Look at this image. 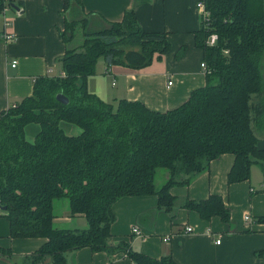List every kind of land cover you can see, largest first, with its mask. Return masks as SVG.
<instances>
[{"label": "trees", "instance_id": "obj_1", "mask_svg": "<svg viewBox=\"0 0 264 264\" xmlns=\"http://www.w3.org/2000/svg\"><path fill=\"white\" fill-rule=\"evenodd\" d=\"M203 1L207 15L195 43L210 69L206 81L180 104L156 110L138 99L104 100L88 89L87 77L100 56L107 66L149 64L155 52L169 49L166 32L143 30L133 8L90 30V13L82 10L78 17L74 9L73 15L64 0L63 73L37 76L30 94L0 111L1 213L11 236L44 238L29 254L32 261L63 263L66 251L89 246L109 254L122 250L134 264H178L169 254L153 257L125 240L110 242L112 203L124 195L156 194L158 205L169 208L175 200L170 187L190 182L223 152L234 154L228 182L248 178L252 163L264 174V148L258 145V130L264 131V0ZM5 5L0 0V9ZM211 32L217 38L208 44ZM57 93L68 101L60 102ZM61 120L80 131L67 133ZM28 123L38 124L31 140L25 135ZM158 168L165 169V179L156 185ZM60 198L70 214L84 215V227L55 223ZM182 205L202 218L218 215L231 223L219 194L186 197ZM11 254L0 245V256ZM256 254L264 257V249Z\"/></svg>", "mask_w": 264, "mask_h": 264}, {"label": "crops", "instance_id": "obj_2", "mask_svg": "<svg viewBox=\"0 0 264 264\" xmlns=\"http://www.w3.org/2000/svg\"><path fill=\"white\" fill-rule=\"evenodd\" d=\"M69 1L71 13L74 9L78 17L82 10L90 13L86 23L90 30L105 27L106 21L120 20L126 9L133 8L143 30L164 31L170 40L169 49L155 52L151 62L140 68L117 63L107 66L99 57L95 72L87 77V87L104 100L115 103L123 97L138 99L150 108L165 110L180 104L191 90L205 83L201 66L204 54L195 43V32L202 24L203 8L197 5L200 0H80V5ZM4 2L6 9L5 16L0 15V32L4 29V20H8L6 29L14 37L9 41L0 39V111L30 94L37 76L63 73L60 58L65 49L60 34L64 27V0ZM107 86H111L110 91ZM60 125L70 134L80 131L77 124L67 120H61ZM37 129V123H28L26 138L31 140ZM259 132L258 145L264 148V133ZM233 160V153L223 152L211 159L207 170L196 174L190 182L172 185L170 192L175 200L169 208L158 205L156 194L117 198L112 203L115 218L110 226V242L125 240L132 249L153 257L169 254L178 264L264 261L263 256L256 254V250L264 249V220H257L264 216V174L258 163H252L248 178L228 182L227 172ZM209 194L223 197L230 210L229 225L218 215L205 219L182 205L186 197L200 199ZM56 205L61 208L54 217L59 225H86L83 214L68 212L66 199L56 200ZM246 214L250 219L244 218ZM133 225L139 228V234L132 232ZM187 225L191 230H185ZM216 238L220 241L216 242ZM43 240L42 236H11L8 219L0 210V245L12 251L9 258L0 256V264H43L29 257ZM55 264L134 262L122 250L109 254L82 246L66 251L64 262Z\"/></svg>", "mask_w": 264, "mask_h": 264}, {"label": "built area", "instance_id": "obj_3", "mask_svg": "<svg viewBox=\"0 0 264 264\" xmlns=\"http://www.w3.org/2000/svg\"><path fill=\"white\" fill-rule=\"evenodd\" d=\"M197 5L203 8L202 20H205L206 19V15H207V11L205 9L204 1L203 0L198 1ZM5 9H6V5L3 6L0 9V15L5 16L4 15L5 14ZM21 10H22V6L20 7V9L17 12L21 13ZM8 23H9L8 20H4V29L0 32V39H3L4 41L12 40L13 37H14V34L12 32H10V31H7V29H6V26L8 25ZM216 38H217V34L215 32H211L208 35V37L206 38V43L213 44L216 41ZM14 64H15V60L12 61V65H14ZM201 66H202L204 72H209L210 71V69H209V67H208V65H207L205 60L201 61ZM112 83H114V81ZM168 83H171V80H168ZM244 218L246 220H248V219H250V215L246 214L244 216ZM185 230L186 231L191 230V226H189V225L185 226ZM132 232L136 233V234H139L140 230H139V228L136 225H133L132 226ZM207 232L212 233V230H210V228H207ZM164 240H166V238H164ZM219 241H220V238H216V242H219Z\"/></svg>", "mask_w": 264, "mask_h": 264}, {"label": "rangeland", "instance_id": "obj_4", "mask_svg": "<svg viewBox=\"0 0 264 264\" xmlns=\"http://www.w3.org/2000/svg\"><path fill=\"white\" fill-rule=\"evenodd\" d=\"M74 2H76V0H74ZM77 4V2H76ZM100 58H103L100 56ZM61 64V61H60ZM59 68V66H57ZM58 68L55 67V70H57ZM263 68H264V58H263ZM263 75H264V71H263ZM264 81V80H263ZM107 90L110 91L111 90V86H107ZM113 102V101H112ZM259 132V130H258ZM260 133V132H259ZM262 133H264V131H262ZM165 172V169L163 168H158L156 176H155V183L156 185H159L165 178L162 176ZM61 200H64L65 198H60ZM56 210L61 209L58 205L55 206ZM57 225H59L57 222H55Z\"/></svg>", "mask_w": 264, "mask_h": 264}, {"label": "water", "instance_id": "obj_5", "mask_svg": "<svg viewBox=\"0 0 264 264\" xmlns=\"http://www.w3.org/2000/svg\"><path fill=\"white\" fill-rule=\"evenodd\" d=\"M264 58V57H263ZM263 80H264V75H263ZM56 98L60 101V102H63V103H66L68 101L67 97L62 94V93H57L56 94ZM2 209L5 208V206H0Z\"/></svg>", "mask_w": 264, "mask_h": 264}]
</instances>
